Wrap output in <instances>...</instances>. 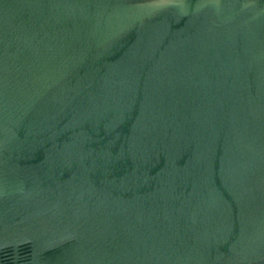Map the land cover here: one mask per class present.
I'll return each mask as SVG.
<instances>
[{"label":"water","instance_id":"1","mask_svg":"<svg viewBox=\"0 0 264 264\" xmlns=\"http://www.w3.org/2000/svg\"><path fill=\"white\" fill-rule=\"evenodd\" d=\"M0 264H264V0H0Z\"/></svg>","mask_w":264,"mask_h":264}]
</instances>
